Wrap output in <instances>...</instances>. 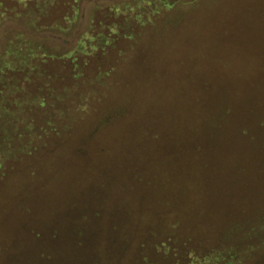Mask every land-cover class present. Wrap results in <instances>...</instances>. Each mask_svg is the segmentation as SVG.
I'll return each mask as SVG.
<instances>
[{"label": "rangeland", "instance_id": "374dc122", "mask_svg": "<svg viewBox=\"0 0 264 264\" xmlns=\"http://www.w3.org/2000/svg\"><path fill=\"white\" fill-rule=\"evenodd\" d=\"M98 5L124 8L135 47L110 46L125 69L94 110L37 147L25 135L0 146V264H80L78 246L91 264L93 243L153 252L131 264H264V0H79L62 26L41 27L11 11L0 65L20 45L61 62L93 53L83 39ZM9 91L20 104L25 88ZM140 122L152 135L138 149ZM158 194L166 204L141 209Z\"/></svg>", "mask_w": 264, "mask_h": 264}, {"label": "trees", "instance_id": "16d2710c", "mask_svg": "<svg viewBox=\"0 0 264 264\" xmlns=\"http://www.w3.org/2000/svg\"><path fill=\"white\" fill-rule=\"evenodd\" d=\"M78 1L0 0V17H6L11 11H15L22 16L25 15L26 18L28 17L29 23L36 27L43 25L62 26L66 18L69 19L75 14ZM117 6L98 5L92 10L90 15L92 27L89 31L91 32V37L83 39V41L90 43L93 53L78 57L75 61L64 59L61 62L56 60V55L49 53L36 57L35 52L20 45L19 54L22 55L20 61H13L8 57L3 58L0 65V146L8 143L9 139L16 140L20 135H25L23 140L26 146H39L42 143L41 141H45L51 134L49 132L68 128L72 118L73 120H78L79 117L82 118L84 116L83 112L87 113L92 109L94 110L97 101L102 98V90L104 88L107 89L105 92H108V89H112L117 85L119 82L118 75L125 69L126 57H124L125 61L122 62L118 57L119 54L117 55L114 51H110L109 48L110 46L119 50L127 48V51H125V56H127L135 47L133 44H129L126 47L127 41L125 39L129 40L131 37L129 38L124 34L125 28L120 23L121 20L123 22V17L126 16L124 8H116ZM151 18L148 17V20L145 19L140 24H153L154 20L152 21ZM134 28H137V25ZM147 28L145 32H147ZM132 31H134L132 32L134 34L140 33L138 29H132ZM98 35L103 36L104 40L108 39L104 43L106 44L105 48L99 47L97 43L99 41L96 39ZM99 49L103 55L98 53ZM11 50H15V47L10 45L8 48L9 55ZM14 74H17V76L13 77ZM19 85L25 88V92L23 91V96H21L23 102L21 103L20 99V104L18 102L19 97L12 98L14 97L12 92L14 89L11 92L9 91L12 87L15 88ZM230 94L233 93L230 92L227 96H231ZM225 107H227L226 110L228 111L231 108V103H226L225 101L220 107L221 113ZM23 110H25V114L20 113ZM22 116L28 120H22ZM136 125L138 128L136 133L139 134L137 138L141 142H137V146H135L141 149L143 145L145 146L142 141L143 134L149 132L152 135L149 130L151 126L148 128L142 122ZM42 128L47 129L48 134H42L43 138H33L31 140L30 129L40 130ZM158 137L161 138V135H158ZM164 170L162 169V171ZM160 195L158 194V196L151 198V203L148 200L142 205V208L140 205V208L142 210H157V204L160 202L161 204H166V198L163 196L165 194L159 197ZM159 239L161 240L162 237ZM142 241L145 244L146 241L143 239ZM164 241L162 240V243ZM146 243L148 244V242ZM93 244L91 247V257L93 258L91 259V264H119V260L122 262L124 256H128L125 264L149 259L147 246L143 247L142 250L136 251L137 248L135 247L128 251V244H125L124 250H118L115 253L114 246H112L111 248L107 247V252L103 253V248L99 244ZM207 247L208 244L200 249L205 255L209 250ZM77 249L78 253L74 254L73 261L77 259L80 264H85L84 257L79 259V256L82 255L79 254V250L81 251L82 249L79 246ZM87 249L85 248V250ZM138 253L139 258L137 257ZM101 256L105 259L101 258ZM63 262L61 260V264Z\"/></svg>", "mask_w": 264, "mask_h": 264}, {"label": "flooded vegetation", "instance_id": "af4514ba", "mask_svg": "<svg viewBox=\"0 0 264 264\" xmlns=\"http://www.w3.org/2000/svg\"><path fill=\"white\" fill-rule=\"evenodd\" d=\"M147 250H149L148 248H147ZM149 251H151V250H149ZM151 254H153V252L151 251Z\"/></svg>", "mask_w": 264, "mask_h": 264}]
</instances>
